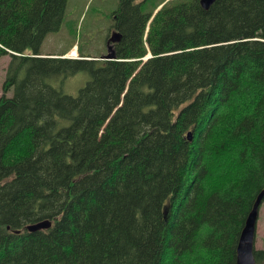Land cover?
I'll return each mask as SVG.
<instances>
[{"label": "trees", "instance_id": "trees-1", "mask_svg": "<svg viewBox=\"0 0 264 264\" xmlns=\"http://www.w3.org/2000/svg\"><path fill=\"white\" fill-rule=\"evenodd\" d=\"M66 3L0 0V57L9 56L0 95V264H235L244 220L264 189V0H216L207 10L198 0H120L116 59L40 51ZM190 9L203 19L181 22ZM149 52L158 89L171 78L184 92L158 94L159 123L144 118L157 102L134 111L119 95L107 98L121 67ZM82 70L89 79L77 95L53 82ZM148 86L146 95L155 92ZM170 140L186 147L185 158L156 206L135 207V218L141 192L128 181L107 209L115 223L136 226L100 247L104 238H93L89 225L104 222L96 200L105 186L129 159L153 160L157 144ZM86 212L89 224L80 220ZM43 219L49 228H25ZM253 253L264 264V249Z\"/></svg>", "mask_w": 264, "mask_h": 264}, {"label": "rangeland", "instance_id": "rangeland-1", "mask_svg": "<svg viewBox=\"0 0 264 264\" xmlns=\"http://www.w3.org/2000/svg\"><path fill=\"white\" fill-rule=\"evenodd\" d=\"M119 1L120 0H67L60 28L56 31L49 32L44 37L40 45V51L43 53H60L68 50L72 45H75L79 54L88 55L90 57H100L106 54L108 52L107 39L114 22L113 11L117 9ZM139 1L141 0H135V2ZM161 1L163 0H148V3L151 6ZM190 15L197 22L204 17V14H201V12L190 9L180 12V16H182L180 17L181 22L188 20ZM149 21L150 19L146 23V26ZM78 53L76 54L78 55ZM148 54L149 56H147V58L141 59L137 64H124L121 67L122 73L120 77L107 87V98L112 95H119L122 100H126L127 107L134 111H140L141 107L145 104L157 102L159 108L155 111H148L144 115V118L150 123H159L163 121V113L161 112L163 107H161L162 104L160 105L158 94L163 91L164 97L171 100L172 98H177L184 92L183 90L181 92L182 85L178 86L174 84L171 78H166L164 83L160 79L161 88L158 89L155 79L158 74L152 75L154 74L152 71L155 70L156 67L151 66L152 64L149 62V59L152 55L150 52ZM65 55L75 56L69 55L68 51ZM8 60V55L0 57V95L2 94V84L5 78ZM130 60L131 59H125L124 61ZM88 79L89 73L86 70H82L65 77L62 84H60L58 79L53 82L55 85L59 86L64 93L77 95L79 89ZM149 83L150 85H154L155 92L152 91L153 93H147L146 95L143 93V90L150 89L148 86ZM11 91L12 90H9L7 94L11 95ZM154 141H160V139L152 138L151 142ZM176 145L175 141H161L157 144L154 159H146L143 164H141V161H136V159H129L126 162L125 168L120 170L119 174L116 175L113 184L111 186H105L104 195L96 200L98 207L103 205L102 210L104 216L102 219L104 222L102 225H98L99 219L98 221L91 222L89 225L90 229L94 228L96 230L93 238L97 240L104 238V240L100 241L102 242L100 247L103 246V243L106 244L109 236L113 237L119 229H133L136 226L133 220L130 222L127 219L123 220L121 223H115V218L113 217L115 215L110 214L113 207L110 206V208L107 209L110 197L125 192V186L128 181L136 180L137 184L135 186L132 185L133 188H131V191L139 189L138 191L141 193L133 198L131 213L136 218L134 210L137 206H140L145 213H148L156 206L157 201H159V195L164 191L167 186L166 183L169 181L168 176H172L171 174H174L176 169L180 167L184 161L186 147L181 148ZM164 169L165 174L163 172ZM109 177L110 172H105L100 176L93 177L94 181L92 182L94 185H97L99 182H104ZM87 182L88 181H86L85 184ZM93 211L94 210L91 211L92 214ZM87 216L88 212L84 213V217L81 215L80 220H84L85 223H87L89 221V219H86ZM114 223L116 225L113 230ZM254 245L255 248L264 249V200L260 204L258 211ZM102 249L103 248L99 249L94 256L97 257Z\"/></svg>", "mask_w": 264, "mask_h": 264}, {"label": "water", "instance_id": "water-1", "mask_svg": "<svg viewBox=\"0 0 264 264\" xmlns=\"http://www.w3.org/2000/svg\"><path fill=\"white\" fill-rule=\"evenodd\" d=\"M198 1L200 6L203 9L207 10L216 0H198ZM114 34H118V33H112V35ZM112 35L109 37L108 40V46H107L108 52L100 56V59H114L116 57V55H114L113 53L112 45L110 44V41H113L114 39ZM187 136L189 139L192 138L190 132L187 133ZM263 199H264V189L257 194L252 204L251 210L248 212L246 216L245 224L240 231L238 242L236 245L235 264H256L253 253L254 241L256 234L257 219H258V209ZM50 226H51V220L43 219L29 223L26 226V229L29 231H36L40 229H47ZM15 232H19V230H16Z\"/></svg>", "mask_w": 264, "mask_h": 264}, {"label": "flooded vegetation", "instance_id": "flooded-vegetation-1", "mask_svg": "<svg viewBox=\"0 0 264 264\" xmlns=\"http://www.w3.org/2000/svg\"><path fill=\"white\" fill-rule=\"evenodd\" d=\"M113 17H114V22H113V26L111 27L110 29V32H109V35H108V38L112 35V33H118V34H114L112 35L113 36V41H110L111 45H112V50H113V53L114 55L117 56V50H116V44L121 40V33H120V30H118V27H115V18H116V15L113 13Z\"/></svg>", "mask_w": 264, "mask_h": 264}, {"label": "bare ground", "instance_id": "bare-ground-1", "mask_svg": "<svg viewBox=\"0 0 264 264\" xmlns=\"http://www.w3.org/2000/svg\"><path fill=\"white\" fill-rule=\"evenodd\" d=\"M70 54H71V55H75V54H76V51H75L74 48L72 49V51L70 52ZM75 56H76V55H75ZM263 200H264V199H263ZM261 203H262V202H261ZM259 207H260V206H259ZM258 211H259V209H258ZM245 220H246V218H245ZM245 220H244V224H245ZM244 224H243V226H244ZM27 225H28V224H27ZM27 225H26V226H27ZM26 226H25V228H26ZM15 231H16V230H15ZM28 231H29V230H28ZM238 237H239V236H238ZM237 242H238V240H237ZM236 245H237V243H236Z\"/></svg>", "mask_w": 264, "mask_h": 264}]
</instances>
